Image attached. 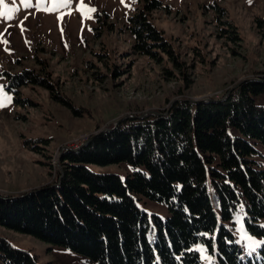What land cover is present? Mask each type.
Masks as SVG:
<instances>
[{"label": "rangeland", "instance_id": "1", "mask_svg": "<svg viewBox=\"0 0 264 264\" xmlns=\"http://www.w3.org/2000/svg\"><path fill=\"white\" fill-rule=\"evenodd\" d=\"M160 1L162 8L154 10L149 21L169 43L180 67L158 49L157 59L134 50L136 39L128 18L143 10L144 0H68L67 4L31 0V7L21 0H4L6 12L16 11L11 19L0 18V87L11 98L0 107V194L18 195L51 184L64 150L79 147L118 120L159 115L181 99L224 98L244 80L264 78V0ZM231 30L236 41L228 36ZM24 70L46 77L52 88L30 82L10 87L11 77ZM254 99L264 104V93ZM226 130L230 136H241L232 126ZM254 147L258 153L253 159L264 169V146L256 142ZM86 166L96 173L117 174L123 181L127 174L142 170L127 162ZM209 194L220 217L212 190ZM133 197L149 218L152 240V216L166 219L168 206ZM243 212L241 205L226 225L241 258L264 264L262 244L249 247L251 240L242 238L246 234L259 242L264 234L257 237L246 231ZM259 223L264 227V220ZM0 236L35 255L39 264H92L67 248L3 226ZM193 248L199 264H218L203 243Z\"/></svg>", "mask_w": 264, "mask_h": 264}, {"label": "trees", "instance_id": "2", "mask_svg": "<svg viewBox=\"0 0 264 264\" xmlns=\"http://www.w3.org/2000/svg\"><path fill=\"white\" fill-rule=\"evenodd\" d=\"M160 8V0H144L143 10L128 18L136 39L133 48L156 59L158 49L180 67L149 21ZM228 34L237 40L235 30ZM11 79L10 87L30 82L52 88L46 77L25 70ZM261 93L264 78L247 79L224 98L196 103L181 99L159 115L110 125L78 149L64 150L51 184L18 195L0 194V226L67 248L92 264H199L193 247L202 243L218 264H251L250 258H241L226 222L242 205L246 231L264 234L259 223L264 220V169L253 159L256 142L264 146V104L254 101ZM53 96L68 104L58 93ZM228 126L239 129L241 136H230ZM121 162L142 170L123 181L86 166ZM133 195L168 206L166 219L152 216V240L149 218ZM260 252L264 255V244ZM0 264L39 263L0 236Z\"/></svg>", "mask_w": 264, "mask_h": 264}, {"label": "snow or ice", "instance_id": "3", "mask_svg": "<svg viewBox=\"0 0 264 264\" xmlns=\"http://www.w3.org/2000/svg\"><path fill=\"white\" fill-rule=\"evenodd\" d=\"M21 2L24 4L25 7H31V0H21ZM42 2V0H41ZM121 2L123 3V0H121ZM53 3H59V4H67L68 0H53ZM6 5L4 0H0V18H7V19H11L12 18V13H14L16 11L15 8H8L7 12L5 11ZM48 11H51V9H47ZM89 12L91 11H95V9H88ZM58 19H60V17H58ZM10 97L6 96L4 94L3 88L0 87V107H4V100H9L10 101ZM244 239H248L251 240V244L249 245V247H251L252 245H256L258 243L264 244V241H255L252 240L251 237L247 236L246 234L242 237ZM199 251L203 252L204 249H198ZM202 259H206V260H210L211 256H202Z\"/></svg>", "mask_w": 264, "mask_h": 264}, {"label": "water", "instance_id": "4", "mask_svg": "<svg viewBox=\"0 0 264 264\" xmlns=\"http://www.w3.org/2000/svg\"><path fill=\"white\" fill-rule=\"evenodd\" d=\"M191 102H196V100H191ZM118 122H119V120L116 122V124H117ZM106 129H108V128H105V129H103V130H106ZM103 130H101V131H99V132H102ZM99 132H97L96 135H97ZM93 137H94V136H91L89 139H86V141H84L79 147H81V146L87 144V143H88ZM79 147H77V148H75V149H73V150H76V149H78ZM66 150H70V149H66ZM30 192H31V191H30Z\"/></svg>", "mask_w": 264, "mask_h": 264}]
</instances>
